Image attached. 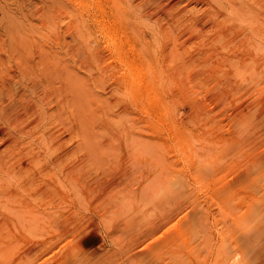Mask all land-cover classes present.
Segmentation results:
<instances>
[{
    "label": "rangeland",
    "instance_id": "374dc122",
    "mask_svg": "<svg viewBox=\"0 0 264 264\" xmlns=\"http://www.w3.org/2000/svg\"><path fill=\"white\" fill-rule=\"evenodd\" d=\"M140 1L104 28L91 15L113 0H0V155L26 169L28 145L61 141L81 166L42 199L0 166V264H264V0L191 4L223 14L200 52ZM122 200L135 227L101 228Z\"/></svg>",
    "mask_w": 264,
    "mask_h": 264
},
{
    "label": "bare ground",
    "instance_id": "6f19581e",
    "mask_svg": "<svg viewBox=\"0 0 264 264\" xmlns=\"http://www.w3.org/2000/svg\"><path fill=\"white\" fill-rule=\"evenodd\" d=\"M144 1L146 2L145 5H144ZM147 1L148 0H141L140 2L145 7L147 5V7L145 9V15L150 17V18H155L156 21H158L160 23L159 27H158V32L161 33L166 38L167 37L174 38L175 34H177V35L180 34V36H186L185 42L182 43L181 47L184 51H187V52H189L191 50V48L193 47L194 44L196 45V48H198V50L196 49L197 51H199V52L202 51L203 46H205L207 40L209 39L208 34L211 31H213V29L216 25L219 24V22H220V20H222V16H223L222 12L218 11V10L216 11L215 14H211V12H208V11L204 12L202 14L194 8H189V6L191 4H198V3L206 4V3H208L206 0H179V1H176V2L174 1L173 3H169L166 5L163 4L161 0H150L151 7L148 5ZM181 2H186V3L181 7L180 6ZM120 8L121 7H119V0H113V3H111L109 6L101 7L100 9H97V11H95L93 13V15H91V18L94 21L93 23L95 24L96 27L106 28L107 24H109V22H112L113 20H119L122 18L121 14L119 12ZM172 38H171V40H172ZM145 44H147V47H144L145 49L144 48L143 49L147 50V51H150L151 49H153V47H155V43L152 41L145 42ZM169 47H170V45L168 43V44H166L165 47L163 46V49L166 52L169 49H170L169 52H174L175 50H177L176 44L171 46L170 48ZM131 62L128 61V64L131 67L135 66V63H131ZM134 68H136V67H134ZM134 79L135 78H132V82H134L133 81ZM142 92H143V82H140L139 91L137 93V97L139 98L140 101H142L143 100L142 98H144V94ZM50 136L52 137L53 134ZM10 142H11V145H9V147L11 148V146H13V144L15 142L18 143L19 141L17 142V140L13 139ZM60 142L61 141H59V144H61V145H57L56 151L51 154L53 156L47 155L48 157L43 156V153L42 154L40 153L42 151H39V152L36 151L35 152L34 150L36 148L32 147V145H28V146H30V149H31V150L29 149L30 151L28 152V154H39V155L35 156L33 160L28 161L30 163V165H27L29 167L26 169L21 168L20 165H19L20 168L18 166L17 167L14 166L15 163L12 162L14 154L13 155L6 154L5 156L1 154L0 155V158H1L0 159V166L3 169V171H5V173H7V175H9V176L13 175V176H16L17 178L24 176L25 180H29L28 182H31L30 185L33 186L35 183L38 187H40L39 190L36 189L34 194L38 195V197H40L41 199L44 197H54L55 195L60 196L59 193H61V188L63 187V185H65L66 180H68L69 178H72L75 181L81 180V172H80L81 166L77 165L74 167H67V166L63 165V157L65 156V152H66L65 148L66 147L64 145H62V143H60ZM41 146H43V145H41ZM22 153L23 152H21V154ZM67 155H68V152H67ZM1 156H4V157L2 158ZM14 160H15V158H14ZM47 170H49V171H52V170L57 171L58 170L59 174L55 175V177H52L49 182H45V181H43V179H44L43 174H45ZM39 182H41V184ZM110 187H113V186H109L108 188H110ZM146 189H147V187H143L141 192L142 193L145 192ZM108 190H106V191H108ZM111 190H113V189L111 188ZM255 190H256L255 188H252L250 190L251 194ZM261 190H262V188H261ZM92 192H94V191H92ZM126 204H127V202L125 200H122L120 202H117L115 205H113V209L110 210L109 214H106V213L101 214L100 227L103 229H106L108 231L112 229L115 231H122L125 233H129L133 229L132 227H135V224H133V222L136 221L137 218L132 217L126 213L125 214L124 213H122V214L118 213L119 208H121V209L126 208ZM120 217H123V218H120ZM104 232H105V230H104ZM100 234L102 235L101 232H100ZM8 236L10 237V235H7L5 237L8 238ZM88 236H90V235H88ZM107 237H109V236H107ZM105 238H106V235H105ZM146 238H148V236H146L145 233L141 232L138 235L137 240H135L134 238L132 240L133 241L135 240V242H138V240H140V239L144 240ZM129 239H130V237H129ZM84 240H85V238H84ZM132 240H130V241H132ZM11 242H13V241H11ZM11 245L9 246L8 241H5V239L0 240V252L5 251L8 248V246L11 247ZM30 250L31 249H29V251ZM24 253H26V252H24ZM30 253H32V252H30ZM30 253H28V254H30ZM59 253H61V252H59ZM71 253H73V252H71ZM71 253L69 252L70 256H71ZM26 254H24V255H26ZM69 254H68V256H69ZM143 254H146V253H141V252L136 253L135 255L132 256V258H139ZM85 257H86V255H85ZM54 258H57V257H54ZM71 258H68V260L69 259L71 260ZM91 258H92V256H91ZM91 258H89V259H91ZM257 259H258L257 260L258 262L261 261L260 258H257ZM55 262H56V260H55ZM7 264H10V263H7Z\"/></svg>",
    "mask_w": 264,
    "mask_h": 264
}]
</instances>
